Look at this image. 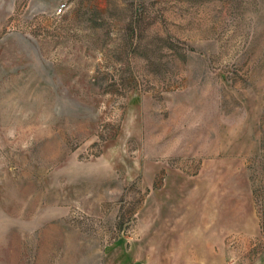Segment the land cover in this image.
Listing matches in <instances>:
<instances>
[{
  "label": "rangeland",
  "instance_id": "1",
  "mask_svg": "<svg viewBox=\"0 0 264 264\" xmlns=\"http://www.w3.org/2000/svg\"><path fill=\"white\" fill-rule=\"evenodd\" d=\"M0 264H264V0H0Z\"/></svg>",
  "mask_w": 264,
  "mask_h": 264
}]
</instances>
